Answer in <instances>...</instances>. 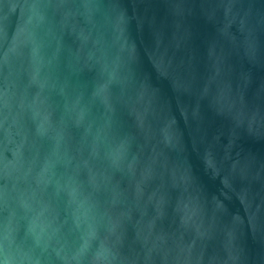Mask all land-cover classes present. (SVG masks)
<instances>
[{
    "label": "water",
    "instance_id": "obj_1",
    "mask_svg": "<svg viewBox=\"0 0 264 264\" xmlns=\"http://www.w3.org/2000/svg\"><path fill=\"white\" fill-rule=\"evenodd\" d=\"M0 264H264V0H0Z\"/></svg>",
    "mask_w": 264,
    "mask_h": 264
}]
</instances>
